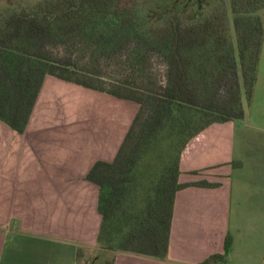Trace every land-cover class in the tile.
<instances>
[{"label":"trees","instance_id":"trees-1","mask_svg":"<svg viewBox=\"0 0 264 264\" xmlns=\"http://www.w3.org/2000/svg\"><path fill=\"white\" fill-rule=\"evenodd\" d=\"M229 1L245 99L251 105L264 42L258 14L264 10V0ZM122 2L40 0L30 7L0 10V120L23 133L47 76L137 103L139 111L115 161L98 162L88 174V180L101 189L103 220L98 244L164 260L170 250L176 194L187 187L178 182L183 150L210 125L245 117L238 63L225 7L185 21L180 15L187 7L174 9L176 0L159 6L156 18H142L135 7ZM77 36L98 40L111 50L137 40L165 59L166 85L149 96L79 75L70 61L52 55L54 46ZM167 137L177 142L170 145L175 155L170 162L163 158L158 169L152 155L164 151L162 143ZM225 260L216 254L201 264Z\"/></svg>","mask_w":264,"mask_h":264},{"label":"crops","instance_id":"crops-1","mask_svg":"<svg viewBox=\"0 0 264 264\" xmlns=\"http://www.w3.org/2000/svg\"><path fill=\"white\" fill-rule=\"evenodd\" d=\"M263 53L264 42L244 119L210 125L182 152L178 182L187 187L176 194L164 260L98 244L101 189L88 174L115 161L139 105L47 76L23 133L0 120V264H201L216 254L219 264H257L264 115L253 105Z\"/></svg>","mask_w":264,"mask_h":264},{"label":"rangeland","instance_id":"rangeland-1","mask_svg":"<svg viewBox=\"0 0 264 264\" xmlns=\"http://www.w3.org/2000/svg\"><path fill=\"white\" fill-rule=\"evenodd\" d=\"M40 0H0V10L12 6L18 7H30ZM170 0H123V6H133L144 17L155 18L158 16L157 9L165 2ZM186 0H178L176 6H182ZM220 7H225L228 11V25H229V39L235 50V58L238 63V76L241 85V94L243 96V104L245 113L250 111L251 105H248L245 99V88L242 78V68L240 65L237 36L233 26V14L230 8L229 0H205L202 7V12L196 17L211 15L215 10ZM197 9V5H192L186 12L180 15L183 20H189L192 18L194 10ZM262 19L264 27V10L258 13ZM195 17V16H194ZM137 40L126 41L120 48L111 50L109 47H105L100 41L90 40L86 36H77L65 45L54 46L52 49V55L58 60L70 61L73 67L81 76L91 75L93 78L100 79L107 86H119L130 87L137 92L148 94L149 96L157 95L161 88L166 85L167 78V65L165 59L157 52L141 47ZM222 96L223 92L220 93ZM133 108L135 103H131ZM256 113L261 118L264 115V53L261 64V73L259 76V84L257 87L256 101L253 105ZM147 109L146 115L149 114ZM169 138V137H167ZM165 139L162 143V150L159 149V154L152 155L153 161L158 164V169L161 168L163 158L170 162L173 153L171 146H176L175 140L171 141ZM177 150V149H176ZM173 160V159H172ZM159 162V163H158ZM257 256V264H264V245L259 246L255 250Z\"/></svg>","mask_w":264,"mask_h":264},{"label":"flooded vegetation","instance_id":"flooded-vegetation-1","mask_svg":"<svg viewBox=\"0 0 264 264\" xmlns=\"http://www.w3.org/2000/svg\"><path fill=\"white\" fill-rule=\"evenodd\" d=\"M178 0H176L177 2ZM205 0H186L185 3L182 5L183 7H187V10L194 4L197 5V9L193 12V17L200 14L202 12L203 3Z\"/></svg>","mask_w":264,"mask_h":264}]
</instances>
